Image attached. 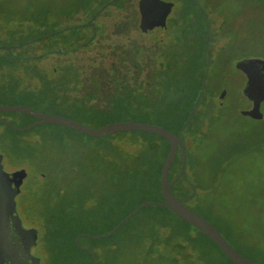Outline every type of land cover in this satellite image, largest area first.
I'll return each instance as SVG.
<instances>
[{
    "label": "rangeland",
    "instance_id": "rangeland-1",
    "mask_svg": "<svg viewBox=\"0 0 264 264\" xmlns=\"http://www.w3.org/2000/svg\"><path fill=\"white\" fill-rule=\"evenodd\" d=\"M127 1L113 0L93 19L98 40L96 44L92 42L89 46L92 51H88L77 44L79 40L91 37L94 31L89 24L58 28L91 20L104 4L101 5L103 0H0V45H15L13 52L19 54L38 52L40 47L56 49L61 46L63 49L50 51L39 58L11 57L9 65L0 67V103L17 102L41 112L58 113L61 96L69 93L66 92L67 82L63 91L54 83L45 87L39 73L45 75L47 70L51 78L55 75L54 70L60 72L63 61L73 59L80 66L84 83L89 74L87 61L90 54L96 51L99 54L105 40L117 51L106 57V63L116 59L119 50L133 37L154 48V42L160 40L139 28L140 15L136 18L134 13L135 25L127 18V11L120 8L129 5ZM167 1H172L173 6L166 18L165 37L161 40L162 56L175 46L181 59L186 56L196 58L204 70L202 84L206 87L208 101L217 102L225 91L215 117L204 125L206 135L199 133L190 138L182 135L188 158L191 152L194 153V168L191 170L185 164V175L196 192L185 203L217 225L242 252L249 255L254 252L252 258L264 263V142L258 139L259 132L264 133V119L241 112L251 106V100L243 91L246 76L235 66V60L240 58L264 60V0ZM133 5L138 9V0H133ZM196 13L209 15V20L203 16L198 19L187 16ZM22 21L21 27L28 35L24 41L9 33L13 23ZM117 21H120L119 25H116ZM127 26L130 31H125ZM3 55L8 57L10 53L1 47L0 56ZM162 56L160 59L163 60ZM114 84L117 91L123 89L125 94L128 93L119 74ZM143 84H148L146 79ZM140 91L143 89L136 90L137 93ZM134 92L132 89L130 93ZM192 109L194 112L195 107ZM261 110L264 114V101ZM189 114L188 118L191 117ZM19 116V113L0 112V118L25 125ZM132 117V120L142 121L138 119L139 115ZM121 118V115L111 113L103 123L82 118L79 122L99 127L110 121L128 120ZM253 132L255 137L251 136ZM240 138H247L245 148L234 153L230 163L214 175L211 170L220 154L218 146ZM124 148L127 151L133 149L130 144L119 143L116 132L98 137L55 123H41L18 131L0 122V152L5 169L25 167L29 172L17 196V204L24 224L36 231L37 245L33 252L40 256L42 264H67L68 261L77 264L87 257V248L92 249L97 258L105 255L102 248L110 242L93 239L106 236L95 238L91 235L107 233L112 222L137 202L141 194L140 190L131 189V178L123 177V169L131 162L129 152ZM201 180L206 190L200 189ZM117 198L121 199L117 209L115 205L105 212L111 199ZM154 212L153 208L146 209L143 216L147 218ZM136 220L122 225L115 235V241L121 244L114 256L118 257L117 264H136L134 257H140V251H145L150 242L149 229L135 223ZM137 230L139 236H136ZM75 231H78L74 237L78 248L68 239ZM80 233L78 245L76 236ZM83 236L86 238H81ZM141 241L145 244L140 245ZM206 251L204 264H233L210 241H206Z\"/></svg>",
    "mask_w": 264,
    "mask_h": 264
},
{
    "label": "trees",
    "instance_id": "trees-1",
    "mask_svg": "<svg viewBox=\"0 0 264 264\" xmlns=\"http://www.w3.org/2000/svg\"><path fill=\"white\" fill-rule=\"evenodd\" d=\"M104 2L105 0L101 2V5ZM127 3L129 5H121L120 8L127 11L126 14L131 16L130 22H134L136 25L137 20H134L132 17L134 13L137 14V10L130 7L131 2L129 0ZM185 13H187V11H185ZM5 22L8 23V21ZM22 23L24 22L13 23V27L9 30L10 35L14 38L20 37V41H24L28 37V35L24 33L25 28L23 29L21 27ZM116 23V25H119L120 21ZM131 23L130 25H132ZM79 26L80 24L78 22L68 23L67 25L61 26L60 29ZM55 30H57V28ZM125 31H130L128 26L125 28ZM73 34L76 35V32L73 31ZM86 40L87 39L79 40L77 45L81 46L82 42ZM97 40L98 37H95L85 47L89 49L92 42L96 44ZM175 43L178 44L177 41ZM157 44H160V46H157ZM162 46L163 43H161V41H156L154 42V48H149L133 37L129 44L119 50L115 56L117 60L114 59L112 62L106 63V57L117 51L105 40L101 43L103 49L99 54H97L99 51H96L93 55L90 54L89 60L87 61L89 74L86 76V81L84 83L81 81L80 66L73 59H71V61H63V63L60 64V66L62 65L60 67V72L57 71L59 69L54 70L55 75L53 77L49 78L39 73V78L43 79L45 87H47L46 85L49 83H54L58 84L60 88H62V91L65 82H67L68 88H66V92L68 90L69 93L61 96L58 113L78 121H81V118L86 120L96 119L99 120L100 123H103L107 115L111 113L121 115V119H132L133 115H139L138 119L142 121L160 124L174 132H180L183 142V134L186 138L194 137L199 133L200 135H206L204 125L207 122L209 124L215 117L216 109L220 106L219 100L217 102L208 101L207 95H205L206 87L202 84L204 70L200 67L196 58L186 56L181 59L175 46L166 50L163 54L164 56H162ZM88 51H92V49L90 48ZM161 56L163 60L160 59ZM10 58V56H0V67L9 65ZM72 67L75 69L71 70ZM118 74L120 75L121 82L127 87L125 88L128 91L127 94H125L126 91L123 89L122 91L120 89V92L117 91L114 86ZM145 79L148 83L147 85L143 84ZM138 88L143 89V91L137 93L136 90ZM132 89L135 91L134 93H130ZM193 107H195V110L191 117L188 118V114ZM4 113L7 115L13 114L12 112ZM18 113L20 114L19 118L25 122L23 123L25 125L34 119V117L28 113ZM262 119H264V116ZM185 122L187 123L185 124ZM251 136L255 137L256 134L253 132ZM116 137L119 143H127L133 147V149L129 151L125 148L123 149L129 152L131 157L130 164L126 165V168L123 169V177L131 178V189L133 191L140 190L141 194L137 202H134L128 210L119 215L106 232L124 215L132 211L140 202L147 199L163 200L160 191L159 177L162 164L169 150L168 140L153 132L140 130L117 131ZM258 139L260 142H264L263 132H259ZM246 143L247 138L245 140L240 138L236 142H227L222 145V147L218 146L220 154L212 170L210 169L213 174L215 175L219 170L225 168L230 163L233 154L243 150L247 145ZM118 149L119 148H117V150ZM117 153V156H120L119 151H117ZM186 156V165L192 170V168H194V153L191 152L189 154L190 158H188L187 153ZM181 160L182 154L180 148H178L175 159L169 170L170 181L175 179L179 173ZM203 183L204 181L201 180L198 185L202 186L200 189L206 190L207 187L203 186ZM193 189L194 186H191L186 175H181L173 183V192L178 197L183 196L184 202L194 197L196 192L193 191ZM120 201V198L111 199L105 212H109L115 205L117 209L120 205ZM26 204H28V202H26ZM149 208L155 209V212L151 216L144 218L143 211ZM135 218H137L135 223L138 222L140 226L147 227L151 233V239L150 242L147 243L146 250L143 252L140 251V257H134L136 264H180L179 262L183 264H204V262H206L205 257H207L208 253L206 251V241H210L222 252V250L197 227L186 222L170 209L151 204L140 208L135 215L122 223L109 236L93 239L95 241L104 239L110 242L107 246L102 248L105 255L103 253V257L97 258V264H117L118 257L114 256H116L121 249V244L115 241V235L122 225L124 226ZM137 231L136 236H139V231ZM76 233H78V231H75L72 237H68L71 243L75 245L74 237ZM81 238L86 237L83 236ZM141 242L142 244L140 245L145 244L143 243L144 241ZM231 244L249 258L253 257L254 252H250L251 256L242 252L233 243ZM85 252L87 257H85L83 261L77 262V264H93L91 252L87 250H85ZM225 257L227 256L225 255ZM67 264H70L69 261Z\"/></svg>",
    "mask_w": 264,
    "mask_h": 264
},
{
    "label": "water",
    "instance_id": "water-1",
    "mask_svg": "<svg viewBox=\"0 0 264 264\" xmlns=\"http://www.w3.org/2000/svg\"><path fill=\"white\" fill-rule=\"evenodd\" d=\"M109 0L98 9L95 16L110 2ZM173 6L172 1L167 0H138V10L140 13L139 28L151 34L155 40H162L167 30L166 18ZM96 31L92 33L87 41L82 45L86 46L94 39ZM9 49L8 45H0V48ZM235 66L245 73L247 80L243 87L244 93L252 101L251 106L242 109L241 112L256 119H262L264 114L261 110V103L264 101V60L258 57L240 58L235 60ZM225 94L223 91L219 96V102ZM1 111H22L35 117L31 123L19 126L11 121L0 118V122L9 125L11 128L23 131L41 123L62 124L78 131L98 137L109 135L117 131L140 130L157 133L165 137L169 142V150L165 156L159 177L160 191L163 200H144L140 202L132 211L125 215L116 223L110 231L104 234H93L92 237L99 238L112 234L122 223H124L140 208L155 204L160 207L168 208L186 222L194 225L207 235L234 264H264L237 250L222 234L219 228L209 219L190 208L184 201L183 196L178 197L173 192V183L181 175H185L186 150L180 132L148 121L121 120L110 121L99 127H92L77 120L65 117L59 113L41 112L30 106L14 103H0ZM193 109L189 116H191ZM186 124V123H185ZM180 148L182 154L181 168L176 178L169 180V170L175 159L177 149ZM28 175L25 167L16 168L11 171L5 169L3 164V154L0 152V264H42L41 258L30 252L32 246L37 244L36 231L32 227L26 228L22 224V218L18 212L16 195L20 192L21 184ZM32 233V236L30 235ZM81 233L76 236V242L80 245L79 238ZM93 256V264H97V257L94 251L87 248Z\"/></svg>",
    "mask_w": 264,
    "mask_h": 264
},
{
    "label": "flooded vegetation",
    "instance_id": "flooded-vegetation-1",
    "mask_svg": "<svg viewBox=\"0 0 264 264\" xmlns=\"http://www.w3.org/2000/svg\"><path fill=\"white\" fill-rule=\"evenodd\" d=\"M132 3H131V6H132V8H134L135 10H137V16H136V18H138L139 17V15H140V13H138L139 12V10L133 5V0L131 1ZM98 15V14H97ZM96 15V16H97ZM193 14H189V15H187V16H189L190 18H194V19H198V18H200V16H203L204 17V19L206 20V21H208L209 20V15H207V14H203V15H199L198 13H196L195 15H193ZM96 16H95V18H96ZM126 16H127V18L128 19H131V16H129V15H127L126 14ZM192 16V17H191ZM94 18V19H95ZM79 24H80V26H85L86 24H89L88 26H90V27H92V29H93V31L95 30L96 31V28H95V24H94V22L93 21H91L90 19L89 20H84V21H82V22H79ZM61 28V26L58 28V29H60ZM45 35H47V34H45ZM44 35V36H45ZM12 46H15V45H11V47L9 48V49H7L8 51H9V53H10V57H15V58H25V57H36V58H39V57H42V56H45L48 52H50V51H53L54 50V52L56 51V52H60V51H62L63 49L61 48V46H59V48H56V49H53V47L51 48H42V47H40L39 48V50L40 51H38V52H36V50L35 51H32V52H27V53H22V54H19L18 52H13V47ZM6 49V48H5ZM243 72V71H242ZM44 74H45V76L46 77H49L48 76V74H47V70H45L44 71ZM245 74V73H244ZM246 76V75H245ZM246 80H247V77H246ZM252 102V101H251ZM14 103H17V102H14ZM14 103H10V104H14ZM0 112H2V113H4V112H12L13 114L14 113H18V112H22V111H1L0 110ZM34 117V116H33ZM33 120H35V117H34V119ZM32 122V121H31ZM29 173V172H28ZM28 176V175H27ZM27 176L24 178V180L27 178ZM24 180H23V182H22V184H21V186H20V188H22V185H23V183H24ZM19 193H21V190H20V192ZM18 193V194H19ZM18 194L16 195V201H17V196H18ZM17 208H18V204H17ZM18 212H19V209H18ZM20 214V213H19ZM21 216V215H20ZM22 224H23V226H25L26 228H29V229H31V227L30 226H28V225H26V224H24V222H23V219H22ZM31 236H32V233L30 234ZM37 245V244H36ZM36 245H34V246H32L31 247V249H30V252L31 253H33V254H35L34 252H33V249H34V247L36 246ZM35 255H37V254H35Z\"/></svg>",
    "mask_w": 264,
    "mask_h": 264
}]
</instances>
